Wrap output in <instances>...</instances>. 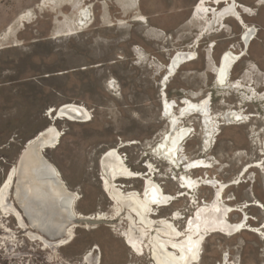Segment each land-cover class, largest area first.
<instances>
[{"label":"rangeland","instance_id":"obj_1","mask_svg":"<svg viewBox=\"0 0 264 264\" xmlns=\"http://www.w3.org/2000/svg\"><path fill=\"white\" fill-rule=\"evenodd\" d=\"M197 1L140 0L139 7L124 8L121 0H88L92 25L84 32L59 36L75 28L80 7L76 0H0V84H5L0 87V185L8 170L17 165L23 144L50 125L49 109L75 103L84 105L92 120L83 124L57 122L64 135L55 149L47 151V158L62 174L67 189L78 194V213L114 214L115 207L103 192L98 171L103 153L120 145L133 171L144 173L146 163H153L161 172L156 181L163 190L170 194L180 191L179 182L171 180L168 165L156 160L151 149L167 130L160 101L163 68L169 57L190 45L202 28L191 18ZM239 1L253 10L244 18L256 27V35L231 79L242 80L248 89L264 94V6L262 2L256 5L257 0ZM135 15H143L148 26L134 22ZM119 21L125 23L118 25ZM226 26L224 32L216 31L200 42L199 59L182 66L166 90L168 98L178 104L184 97L198 101L211 93L215 112L242 106L246 113L257 116L247 125L222 124L207 154L200 148L198 118L184 120L193 123L197 131L184 145L185 154L216 162L212 169L192 172V176L205 173L223 182L235 179L245 165L264 161V102L241 104L240 93L219 90L214 84L210 63L217 64L230 46H235L236 53L242 50L241 28L235 21ZM213 44L209 62L208 50ZM243 72L247 73L244 78ZM110 79L117 83L115 91L108 87ZM190 94H196V99ZM22 128H27L28 134L13 138ZM123 183L131 186L128 190L140 191L142 185L138 179ZM225 195L226 200L234 198L232 203L258 200L264 205L263 171L252 168L243 182ZM198 197L210 200L212 190L204 188ZM191 207L187 198H181L161 209L157 217L165 218L177 209L191 216ZM245 212L252 226L264 224V210L250 207ZM240 219L239 213L230 217L231 222ZM184 222L176 224L182 229ZM129 228L122 215L95 228L68 221L62 232L47 233L17 208L14 212L0 211V264H87L86 256L92 258L91 264H151L148 254L141 260L125 246L121 231ZM224 256L225 264H264V238L249 232L208 237L201 264L220 263Z\"/></svg>","mask_w":264,"mask_h":264},{"label":"bare ground","instance_id":"obj_2","mask_svg":"<svg viewBox=\"0 0 264 264\" xmlns=\"http://www.w3.org/2000/svg\"><path fill=\"white\" fill-rule=\"evenodd\" d=\"M47 1L55 2V0ZM76 1L80 7L73 22L75 28L69 29L67 33L59 36L78 34L86 31L92 25L93 13L91 7L86 5L88 0ZM121 3L124 8L140 6V0H121ZM251 14H253V10L239 0L197 1L191 18L192 21L202 26L201 30L190 45L185 49L176 50L163 68L165 74L159 83L160 101L162 103L161 115L167 122V130L161 133L160 139L151 151L156 160H162L168 165L169 174L172 176L171 180L179 182L180 191L170 194L163 190L156 181L161 172L153 163L148 162L146 165L154 177H151V174L144 175L142 172L133 171L120 152L121 145H118L119 147L116 146L105 151L99 161L101 163L102 189L105 195L112 200L111 203L115 207L114 214L98 213L87 216L71 210L75 205L71 199L76 198L77 195L72 192L68 193L61 173L47 158V151L55 149L59 145L64 133L58 128L57 122L83 124L92 120L90 111L84 105L69 103L49 109L47 115L50 126L40 132L41 134L20 153V161L0 188V211L14 212L15 207L11 205V201H14L23 208L28 218H31L32 214L41 218L45 213L44 202L42 204L41 202L43 198H46L48 201L52 199L56 218L61 216V212H64L65 215L68 213L65 218L73 221L75 225L89 221L108 222L114 218L122 217V215L126 216L130 228L121 231L125 246L136 258H144L148 254L151 264H201L206 240L215 234L234 237L243 232H249L264 238V224L262 223L261 228L252 226L250 224L251 217L245 212L250 207L263 208L262 210H264V205L258 200L244 202L241 205L232 203L234 198L226 200L225 195L232 186L241 184L252 168L264 173V161L260 159L245 165L235 179L223 182L217 177H211L205 173L197 177L192 176V172L212 169L216 162L213 163L212 158H189L183 148L197 132L193 123H185V119L197 117L200 121L202 129L200 148L202 154H207L212 149L222 124L228 126L247 125L251 123L253 117L257 116L246 113L242 106L229 107L223 111L215 112L212 107L211 93L198 101L184 97L179 104L175 100H170L166 93L170 78L174 77L182 66L199 59L200 42L216 31L224 32V29L227 28L226 23L235 21L242 30L240 36L242 50L236 53L235 46H230L219 57V61L221 60L219 63H210L214 84L219 90H235L240 93L241 104L264 102V94H258L253 89H248L242 80L232 81L231 79L232 72L246 55L256 35V27L249 25L244 18ZM133 21L148 26V20L143 15H135ZM124 23V21H119L117 24L123 25ZM214 48L215 44L208 50L209 62H211V53ZM168 75L170 76L168 77ZM164 86L166 87L163 89ZM108 87L114 91L118 88L116 81L112 79L109 80ZM190 95L196 99V94ZM262 143L264 145V139ZM180 170L183 172L178 175ZM136 179L145 183L141 192L123 191L124 187L118 183L120 180L136 181ZM204 188L212 190L210 200L198 197ZM181 198H187L189 206L194 208L191 216L183 215L184 213L179 209L172 210L170 215L173 214L174 217L171 219L156 216L158 210L171 207ZM72 211L75 215L71 216ZM234 213L242 215V218L237 222L230 221V217ZM183 219L185 224L181 229L176 222ZM46 231L59 233V231H52L48 228ZM33 238L42 240L36 235ZM226 260L224 256V259L217 264H225ZM91 261L92 258L89 256L84 258V262L87 264H91Z\"/></svg>","mask_w":264,"mask_h":264},{"label":"flooded vegetation","instance_id":"obj_3","mask_svg":"<svg viewBox=\"0 0 264 264\" xmlns=\"http://www.w3.org/2000/svg\"><path fill=\"white\" fill-rule=\"evenodd\" d=\"M5 84H0V87H2V86H4ZM48 126H50V125H48ZM48 126L47 127H45L43 130H41L40 132H42V131H44V130H46L47 128H48ZM27 128H22V130L21 129H17L16 130V132L17 133H15V134H13V138H20V137H23V136H25V135H27L28 133H25V132H27V130H26ZM63 135H64V133H63ZM10 142H14V140H11ZM31 142V141H30ZM30 142H29V144H30ZM28 144V145H29ZM100 161V160H99ZM15 166H17V165H14V166H12L11 168H10V170H9V172L7 173V175H6V177H5V179H4V181L2 182V184L0 185V188L2 187V185L4 184V182L8 179V177H9V175H10V173H11V171H12V169L15 167ZM101 172V171H100ZM61 177H62V174H61ZM102 177V176H101ZM63 179V178H62ZM102 179L99 177V181H101ZM125 180H121L119 183H121V182H124ZM101 183V182H100ZM101 186H102V184H101ZM67 187V186H66ZM123 191H129L128 189H122ZM133 190H136V189H133ZM13 191H14V188H13ZM67 191H68V193H71V191H69L68 189H67ZM136 191H138V190H136ZM138 192H140V191H138ZM72 193H75L76 195H77V197L76 198H74V199H71V200H73L74 201V203H75V205H74V207L71 209V210H74L76 213H78V211L76 210V208H77V206H78V201H79V196H78V194L76 193V192H72ZM108 199H109V201L111 202V199H110V197L108 196L107 197ZM43 201L41 202V204L44 202V210H45V213L41 216V218H38V217H36L37 215H35L34 216V214H32L33 216L31 217V220H32V222H33V224H36L37 226H39L41 229H44L45 231L47 230V228L49 229V230H52V231H59V232H62L63 231V226L64 225H66V223L68 222V221H70L68 218L66 219L65 218V216L68 214H64V212H61L60 214H61V216L59 217V218H56L55 216H56V213L54 212V205H53V201H52V199H49V201L45 198H43L42 199ZM12 203H13V205H14V207H15V209L17 208V209H19L21 212H23L24 213V215H25V217H27L28 218V215H26V213H25V211L23 210V208L18 204V203H16V202H14V201H11ZM31 207H32V205H30ZM29 206V207H30ZM34 207H36V205H34ZM171 213H172V211H171ZM170 213V214H171ZM64 214V215H63ZM169 214V215H170ZM51 216V217H50ZM67 217V216H66ZM126 216H124V218H125ZM30 218V217H29ZM241 218H242V215H241ZM57 219V220H56ZM126 219V218H125ZM53 220H55V221H53ZM54 224H55V227H54ZM51 227V228H50ZM47 233H50V231H46ZM52 233V232H51Z\"/></svg>","mask_w":264,"mask_h":264},{"label":"water","instance_id":"obj_4","mask_svg":"<svg viewBox=\"0 0 264 264\" xmlns=\"http://www.w3.org/2000/svg\"><path fill=\"white\" fill-rule=\"evenodd\" d=\"M199 1V0H198ZM221 61V60H220ZM220 61H218V63L220 62ZM228 70H229V68H228ZM170 75H168V77H169ZM168 77H167V79H168ZM164 79V78H163ZM162 79V80H163ZM164 85V84H163ZM166 86H164L163 87V89L165 88ZM52 124L54 123V122H51ZM41 133H40V131H38L33 137H32V139H29V140H27L24 144H23V148L20 150V152H23L24 151V149L27 147V145L29 144V142L30 141H32V140H34V139H36L39 135H40ZM20 161V153L18 154V156H17V158H16V161H15V163L17 162H19ZM184 167V166H183ZM182 167V168H183ZM144 169H146L145 167H143ZM100 169H101V163L99 162V171H98V176H100V178L102 179V177H101V172H100ZM10 170V169H9ZM9 170H8V172H9ZM148 174H151V177H154V174L153 173H151L149 170L148 171H144V175H148ZM142 181V180H141ZM119 185H121L122 187H124L123 189H127V188H130L131 186L130 185H127V184H125V183H123V182H121V183H119ZM144 187H145V183H143L142 182V185H141V189H140V192L144 189ZM139 191V190H138ZM179 191V190H178ZM144 192V191H143ZM143 192H142V194H143ZM107 193V192H106ZM253 200H254V198H252ZM112 201V200H111ZM201 202H203L202 200H201ZM116 204V203H115ZM263 209V208H262ZM75 210V209H74ZM73 210V211H74ZM161 210V209H160ZM160 210H158L157 211V214H156V216H159V212H160ZM186 212H187V210H185ZM182 213H184L183 211H181ZM171 213V212H170ZM73 215V213L71 212V216ZM183 215H185V214H183ZM167 217H169L170 219L171 218H173L174 217V215L172 214V215H168ZM102 223H105V221H99V222H91V221H89V222H83V224H88V225H91V226H98L99 224H102ZM263 225H261L260 226V228L262 227Z\"/></svg>","mask_w":264,"mask_h":264},{"label":"crops","instance_id":"obj_5","mask_svg":"<svg viewBox=\"0 0 264 264\" xmlns=\"http://www.w3.org/2000/svg\"><path fill=\"white\" fill-rule=\"evenodd\" d=\"M259 2H262L263 3V5L262 6H264V1L263 0H257L256 1V5H257V3H259ZM262 6H257V7H262ZM257 41H259V39L257 40ZM259 42H261V41H259ZM246 75H247V73L246 72H243V75L241 76V77H246Z\"/></svg>","mask_w":264,"mask_h":264}]
</instances>
